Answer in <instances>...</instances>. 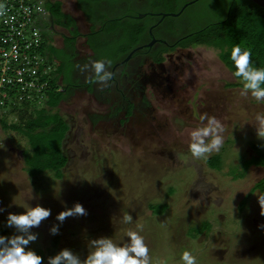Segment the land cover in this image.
<instances>
[{
    "label": "rangeland",
    "instance_id": "obj_1",
    "mask_svg": "<svg viewBox=\"0 0 264 264\" xmlns=\"http://www.w3.org/2000/svg\"><path fill=\"white\" fill-rule=\"evenodd\" d=\"M42 1L46 9L48 3ZM47 32L52 38L53 33ZM82 44L83 39L78 49L86 55ZM183 58L179 84L187 80L185 90H195L197 98L179 107L188 112L167 113L170 128L162 130L164 135L138 140L96 132L86 118L95 103L78 95L42 118L46 127L37 133L4 129L0 123V225L11 236L17 233L7 225L9 213L19 214L37 204L50 209L51 215L31 229L37 239L28 245L43 257V264H48L44 252L56 236L60 238L56 254L68 248L84 259L90 240L103 236L127 242L126 232L136 230L137 224L143 225L139 234L152 264H184L185 251L196 257L197 264H264V215L258 202L262 194L257 190L251 194L264 177V168L248 166L257 151L264 152V139L255 127L264 102L251 94L241 96L243 83L221 61L218 49L198 45L185 50ZM53 62L56 69L63 67L60 60ZM192 107H196L194 117ZM205 113L222 123L223 144L219 151L197 159L189 150V133L202 126L200 116ZM8 115V122H16L14 114L8 111ZM32 143L53 150L48 159L56 164L67 156L64 169L49 168L30 177L25 158L35 155ZM214 155L221 158L218 168L209 164ZM249 194L247 205L239 211ZM75 203L82 204L87 215L68 217L62 223L56 219ZM164 203L168 204L164 214L149 208ZM125 214L133 217L130 224L122 222ZM207 221L211 228L204 234L190 235L191 229ZM53 225H58L57 234L50 232ZM224 247L230 250L224 252Z\"/></svg>",
    "mask_w": 264,
    "mask_h": 264
},
{
    "label": "flooded vegetation",
    "instance_id": "obj_2",
    "mask_svg": "<svg viewBox=\"0 0 264 264\" xmlns=\"http://www.w3.org/2000/svg\"><path fill=\"white\" fill-rule=\"evenodd\" d=\"M46 1L48 17L44 20L43 27L45 31L53 33L54 47L58 49L61 65L65 69L66 78L63 75L62 90L66 94V100H71L76 95L87 98L89 96L88 99L95 103L93 112L86 114L93 130L101 134H105V131L111 136L144 140L148 137L164 135L162 130L166 131L170 128V124L165 119L169 115L167 113L189 111L179 107L184 104L190 105V102L196 101L197 96L195 90L191 93L185 90V83L190 84L187 80L182 79V84H179L178 78L184 76L182 65L185 64L183 58L185 50L197 46L180 45L182 38L172 34L173 32L167 28L165 22L167 16H164L167 12L162 10L161 2L154 0ZM189 1L191 0H187L184 4ZM50 3L53 7L59 5L64 21L73 22L74 26L67 28L58 23L54 16V24L51 25ZM84 8L93 10L96 22L89 19ZM104 14L109 18L120 19L117 30L106 34L115 43L112 54L105 50L96 52L88 43L90 34L103 27L101 17ZM140 15L143 16L139 17ZM133 18L141 20L137 25L139 29L144 28V31L140 33L139 41L123 52L126 20ZM66 39L70 43H65ZM81 39H83L82 45L88 50L86 55L81 54L78 49ZM176 52L180 55H176ZM97 60L111 62L108 70L114 75L107 86L97 83L90 70L80 71V66L85 64L90 66L92 61ZM193 104L195 106L197 103L193 102ZM194 113H196L195 109L191 112V116L194 117ZM253 193L251 190V194ZM251 194L239 204V211H243ZM227 250L228 248L224 247V252ZM234 253L238 251L235 250Z\"/></svg>",
    "mask_w": 264,
    "mask_h": 264
},
{
    "label": "trees",
    "instance_id": "obj_3",
    "mask_svg": "<svg viewBox=\"0 0 264 264\" xmlns=\"http://www.w3.org/2000/svg\"><path fill=\"white\" fill-rule=\"evenodd\" d=\"M154 1L161 2L160 5H162L161 8L163 11L176 13L183 8L187 0ZM49 7L58 23L67 28L74 26L73 22L64 21L65 18L59 5L53 7L50 3ZM167 8H174V10L168 12ZM84 10L89 19L96 22L93 10L89 8H84ZM101 18L103 27L99 31L90 34L88 43L96 52L98 50L99 52L105 50L109 54H112L115 43L106 34L117 30L120 19L109 18L107 14L102 15ZM140 21L134 18L132 20H126V38L124 40L125 48L122 50L123 52L130 49L139 41L141 32L144 31V28H138L137 24ZM165 22L167 23V28L173 32H171L172 34L182 38L181 46L206 45L218 49L221 61L234 72L236 69L231 59V53L236 46H239L242 50L251 51V63L253 67L264 68V7L256 4L253 0H218L215 3L198 0L188 5L178 16L167 15ZM65 43L68 44L70 42L66 39ZM50 53L57 60L61 59L59 51L54 45L50 46ZM63 75L66 78L64 67L58 66L54 74L53 84L47 92L48 98L42 108L25 106V108L18 111L16 122L10 123L6 119H0L2 127L27 134L37 133L46 127V124H41L42 118L52 113L66 99V94L62 90ZM38 111L40 114H37ZM32 148L35 151V155L25 158L26 170L30 177L33 175L37 176L49 168H56L60 171L64 169L68 162L67 156H61L57 164L54 160L48 159L54 156L55 152L53 150L47 151L48 146L45 144H39L37 146L32 143ZM250 159L251 162L248 166L256 165L264 168V152L259 150ZM209 164L212 167L218 168L221 164L220 156L214 155L210 157ZM256 190L264 195V177L256 183L252 189V193ZM149 208L154 214L161 215L167 210L168 204H151ZM209 227L210 223L208 221L204 222L197 228L191 229L190 235L197 236L207 231ZM0 235L10 236V232L3 225H0ZM59 243V236L52 239L50 247L47 248L46 253L44 252V256L47 259L50 256L56 255Z\"/></svg>",
    "mask_w": 264,
    "mask_h": 264
},
{
    "label": "clouds",
    "instance_id": "obj_4",
    "mask_svg": "<svg viewBox=\"0 0 264 264\" xmlns=\"http://www.w3.org/2000/svg\"><path fill=\"white\" fill-rule=\"evenodd\" d=\"M4 5L0 4V15L4 14ZM235 65L233 75L241 80L243 88L241 96L249 94L257 101L264 102V68L253 67L251 51L242 50L236 46L231 53ZM111 62L102 60L92 61L91 65L80 66V71L90 70L93 78L102 86H107L113 78V73L108 69ZM202 126L189 133V150L194 158H204L214 151H219L223 144L224 127L214 116L206 113L200 116ZM207 122L204 124V122ZM255 127L257 136L264 139V113L256 115ZM261 215H264V195H258ZM51 215V211L39 204L27 207L26 211L16 214L9 213L7 225L14 227L17 234L11 236L0 235V264H43V257L38 255L28 245L37 239V234L31 229L39 227L41 222ZM87 215L86 209L80 203L66 208L58 213L56 219L61 223L68 217ZM133 217L130 214L123 216L122 222L130 224ZM143 230L142 224L136 225V230L129 229L126 236L130 238L125 242H114L109 237L92 239L88 243V255L81 259L68 248L61 249L56 255L48 257V264H152L149 248L144 237L139 233ZM58 225L50 229L52 234H57ZM181 259L184 264H197L196 257L191 252L185 251Z\"/></svg>",
    "mask_w": 264,
    "mask_h": 264
},
{
    "label": "built area",
    "instance_id": "obj_5",
    "mask_svg": "<svg viewBox=\"0 0 264 264\" xmlns=\"http://www.w3.org/2000/svg\"><path fill=\"white\" fill-rule=\"evenodd\" d=\"M0 119H15L25 106L45 105L53 84L54 37L43 27L48 12L42 0H0Z\"/></svg>",
    "mask_w": 264,
    "mask_h": 264
},
{
    "label": "water",
    "instance_id": "obj_6",
    "mask_svg": "<svg viewBox=\"0 0 264 264\" xmlns=\"http://www.w3.org/2000/svg\"><path fill=\"white\" fill-rule=\"evenodd\" d=\"M197 0H191L189 2H187L186 4H184L183 8L179 11V12H176V13H167V14H164V16H167V15H172V16H178L188 5L190 4H193L194 2H196ZM256 4L264 7V0H253ZM49 15H50V23L51 25L54 24V19H53V14L52 12H49ZM143 15H140L139 17H142Z\"/></svg>",
    "mask_w": 264,
    "mask_h": 264
}]
</instances>
